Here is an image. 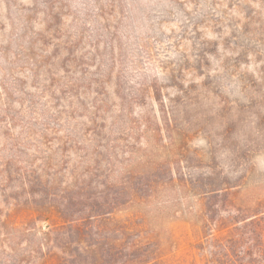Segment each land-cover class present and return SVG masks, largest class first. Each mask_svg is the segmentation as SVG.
Masks as SVG:
<instances>
[{"label": "rangeland", "instance_id": "obj_1", "mask_svg": "<svg viewBox=\"0 0 264 264\" xmlns=\"http://www.w3.org/2000/svg\"><path fill=\"white\" fill-rule=\"evenodd\" d=\"M263 245L264 0H0V264Z\"/></svg>", "mask_w": 264, "mask_h": 264}, {"label": "trees", "instance_id": "obj_2", "mask_svg": "<svg viewBox=\"0 0 264 264\" xmlns=\"http://www.w3.org/2000/svg\"><path fill=\"white\" fill-rule=\"evenodd\" d=\"M255 246V248L257 249V250H259L260 252L262 251V245H261V247H258V245L256 244V245H254ZM263 247H264V245H263ZM226 251H229V249L228 248H226L225 249ZM226 255H228V253L226 252Z\"/></svg>", "mask_w": 264, "mask_h": 264}]
</instances>
